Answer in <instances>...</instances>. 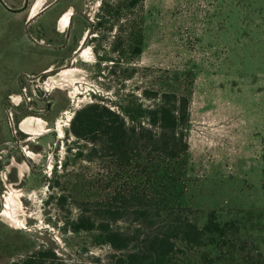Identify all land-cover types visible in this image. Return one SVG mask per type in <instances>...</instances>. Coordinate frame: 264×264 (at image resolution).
<instances>
[{
    "label": "rangeland",
    "instance_id": "obj_1",
    "mask_svg": "<svg viewBox=\"0 0 264 264\" xmlns=\"http://www.w3.org/2000/svg\"><path fill=\"white\" fill-rule=\"evenodd\" d=\"M66 1L77 33L61 50L26 40L48 13L27 34L0 21V264L49 248L66 264L114 261L119 253L108 245L70 229L78 206L100 197L107 179L68 124L88 103L115 110L133 97L144 103L146 89L191 91L183 203L199 226L214 211L238 228L232 255L219 264H264V0H144L138 56L131 22L93 31L102 0ZM61 16L47 18L41 34H51ZM55 33L62 44L65 31ZM78 37L86 42L72 55ZM31 51L54 62L37 78L42 64L27 63ZM216 248L203 249L214 256ZM200 251L182 259L196 264Z\"/></svg>",
    "mask_w": 264,
    "mask_h": 264
},
{
    "label": "trees",
    "instance_id": "obj_2",
    "mask_svg": "<svg viewBox=\"0 0 264 264\" xmlns=\"http://www.w3.org/2000/svg\"><path fill=\"white\" fill-rule=\"evenodd\" d=\"M143 2L102 0L93 31L108 26L109 33L120 20H128L134 34L132 53L140 55L138 15ZM190 95L146 89L144 103L133 97L115 110L93 102L73 112L67 132L89 145L86 156L101 161L107 185L100 197L78 206L70 229L119 253L110 264H194L182 259L194 250H202L196 264H219L233 253L238 228L232 222L220 223L214 211L199 226L194 211L183 203ZM121 223L128 227H119ZM208 246L217 247L218 254L203 249ZM8 264L66 263L49 248Z\"/></svg>",
    "mask_w": 264,
    "mask_h": 264
},
{
    "label": "crops",
    "instance_id": "obj_3",
    "mask_svg": "<svg viewBox=\"0 0 264 264\" xmlns=\"http://www.w3.org/2000/svg\"><path fill=\"white\" fill-rule=\"evenodd\" d=\"M38 9V10H37ZM74 9V4L68 3L66 0H0V21H6L8 20L15 29L19 28V30L25 28V32L27 34V28L33 22H36L41 18L45 13H48L47 18H54L59 17L61 15H64L67 12H71L69 25L64 30L65 33L71 28L72 30V23L74 21L75 14L72 13L71 10ZM34 10H37V14L35 16H32V12ZM7 11V12H6ZM79 14V13H78ZM81 17H83L82 13L79 14ZM62 17V16H61ZM86 21L87 19L83 17ZM44 20V19H43ZM44 20V21H45ZM60 20V18H59ZM59 20H57L56 24L54 25V30L52 29V33L48 36L52 38V44H46V37L48 36L41 34L44 31L42 30V26H44V21H40L39 23H36V26L34 28V33L36 37H32V39L26 38L28 41V44L32 42V44L35 46L38 45L39 47H48L53 50H57L52 48L51 46H57L56 43V37L54 36V33L57 32V34H62L64 31L59 30ZM27 25V27H26ZM48 29L46 28V31ZM48 31V32H51ZM56 35V33H55ZM65 36V35H64ZM80 37V34H79ZM21 42H24V36H20ZM82 40V38H79V40ZM36 52H30V58L28 59V62L30 66L39 65L42 64V67L40 71L37 73L35 77L40 76L41 74H44L45 70H47L49 67H52L54 62L51 60H48L47 57L39 54H35ZM43 56V57H42ZM49 61V63H48ZM43 62V63H41ZM49 70V69H48ZM33 75V73H32ZM33 79V78H32Z\"/></svg>",
    "mask_w": 264,
    "mask_h": 264
},
{
    "label": "flooded vegetation",
    "instance_id": "obj_4",
    "mask_svg": "<svg viewBox=\"0 0 264 264\" xmlns=\"http://www.w3.org/2000/svg\"><path fill=\"white\" fill-rule=\"evenodd\" d=\"M38 10V9H37ZM37 10H34L32 12V16H35L38 12ZM70 15H71V12H67L65 13L64 15H62V17L60 18L59 20V30L60 31H64L68 25H69V20H70ZM77 33L76 30H71V28L65 33V36H64V41L62 44L60 45H57V46H51L52 48L54 49H57V50H61V49H64L66 47H70L73 45L74 43V40H75V34ZM79 37L78 39L76 40V43H79ZM80 45L76 47L75 51L72 53L73 54H76V55H79V51L84 47V45L81 44V42L79 43ZM82 56H84V60H88L86 59L87 58V54L84 53V55L82 54ZM67 60L68 61H71V63H73V60L71 59V53L69 56H67ZM25 121H22L19 125V128L21 131H28L27 127L25 126Z\"/></svg>",
    "mask_w": 264,
    "mask_h": 264
},
{
    "label": "water",
    "instance_id": "obj_5",
    "mask_svg": "<svg viewBox=\"0 0 264 264\" xmlns=\"http://www.w3.org/2000/svg\"><path fill=\"white\" fill-rule=\"evenodd\" d=\"M87 21H88V19H87ZM88 22H89V21H88ZM26 27H27V25H26ZM85 42H86V37H83V38H82V42H81V44H82V45H85ZM36 78H37V77H36Z\"/></svg>",
    "mask_w": 264,
    "mask_h": 264
}]
</instances>
